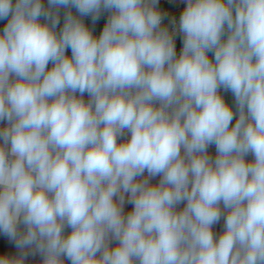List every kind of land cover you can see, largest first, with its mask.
I'll use <instances>...</instances> for the list:
<instances>
[{
    "label": "clouds",
    "instance_id": "clouds-1",
    "mask_svg": "<svg viewBox=\"0 0 264 264\" xmlns=\"http://www.w3.org/2000/svg\"><path fill=\"white\" fill-rule=\"evenodd\" d=\"M183 3L0 0V264H264V0Z\"/></svg>",
    "mask_w": 264,
    "mask_h": 264
},
{
    "label": "built area",
    "instance_id": "built-area-1",
    "mask_svg": "<svg viewBox=\"0 0 264 264\" xmlns=\"http://www.w3.org/2000/svg\"><path fill=\"white\" fill-rule=\"evenodd\" d=\"M184 3L183 0H160V5L159 7L161 8L162 11H165L168 13V16L165 18L164 20V25H167L170 27L169 21L172 17H175V19L179 20V14L182 12L183 8H184ZM182 47V40H181V36L180 34H177L176 36V49H177V54H179V51ZM84 99L87 100L88 96L87 94H85ZM235 112V110H234ZM235 123V119L233 120V124ZM156 182H158V179L156 180ZM153 183V181H152ZM129 207V209L131 210L132 205H128L126 204L125 208ZM126 211V209H125ZM127 212V211H126ZM70 231V230H66ZM114 246V245H113Z\"/></svg>",
    "mask_w": 264,
    "mask_h": 264
},
{
    "label": "rangeland",
    "instance_id": "rangeland-1",
    "mask_svg": "<svg viewBox=\"0 0 264 264\" xmlns=\"http://www.w3.org/2000/svg\"><path fill=\"white\" fill-rule=\"evenodd\" d=\"M167 26V25H166ZM212 54L209 53V57L211 58ZM229 95L228 96H232V94L230 92H227ZM226 93V94H227ZM234 99V98H232ZM209 153L214 157L215 156V146H210L209 148ZM247 159H252L251 156H248ZM159 179V177H157L156 179L152 180L153 183H156V180ZM178 210L182 209L184 207V204H180L177 206ZM126 211H130L129 207L125 208ZM223 224H224V220L223 217L221 218V221L219 222V224L214 226V232H216L217 234L221 233L223 231ZM0 239H4L2 237H0ZM5 243H7V241H5ZM7 247L10 250L11 254H16V249L14 248V245H12L11 243H7ZM25 264H41V257L39 255H35V256H29L25 262ZM65 264H69L68 261H65Z\"/></svg>",
    "mask_w": 264,
    "mask_h": 264
},
{
    "label": "water",
    "instance_id": "water-1",
    "mask_svg": "<svg viewBox=\"0 0 264 264\" xmlns=\"http://www.w3.org/2000/svg\"><path fill=\"white\" fill-rule=\"evenodd\" d=\"M43 3H44V5L46 7L48 6V0H43ZM67 10L68 9H65V8H60L59 9V12H60V25L57 28V31H59V28L63 26L64 14H65V12ZM71 11H72L73 15H78V13L76 12L75 8H72ZM107 15H108L107 13H104V14H102L101 18L99 20H97L96 25L94 27V31H93V34L95 36H99L100 32L102 31V28H103L104 24L106 23ZM82 19L84 20L86 26H88L90 29L93 28L92 21H91L90 17H84ZM41 22H43V19H42ZM4 23H5L4 21H0V29L3 28ZM68 54L70 55V52ZM49 67H51V65H49Z\"/></svg>",
    "mask_w": 264,
    "mask_h": 264
},
{
    "label": "trees",
    "instance_id": "trees-1",
    "mask_svg": "<svg viewBox=\"0 0 264 264\" xmlns=\"http://www.w3.org/2000/svg\"><path fill=\"white\" fill-rule=\"evenodd\" d=\"M226 93L227 92H223V90L221 92V94L224 96L226 102L233 107V110H235L234 99H232L233 96H228L229 94L228 93L226 94Z\"/></svg>",
    "mask_w": 264,
    "mask_h": 264
}]
</instances>
